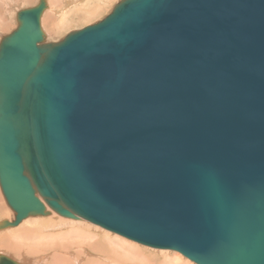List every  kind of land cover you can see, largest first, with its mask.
Returning <instances> with one entry per match:
<instances>
[{
    "label": "water",
    "instance_id": "obj_1",
    "mask_svg": "<svg viewBox=\"0 0 264 264\" xmlns=\"http://www.w3.org/2000/svg\"><path fill=\"white\" fill-rule=\"evenodd\" d=\"M45 7L0 39V228L47 205L196 264H264V0H120L57 42Z\"/></svg>",
    "mask_w": 264,
    "mask_h": 264
},
{
    "label": "rangeland",
    "instance_id": "obj_2",
    "mask_svg": "<svg viewBox=\"0 0 264 264\" xmlns=\"http://www.w3.org/2000/svg\"><path fill=\"white\" fill-rule=\"evenodd\" d=\"M118 1L120 0H46L49 6L46 7L41 19V26H43L45 37L52 41H59L68 32L101 20L110 13L113 6ZM37 2L38 0H0V39L16 27V12L19 9L34 6ZM86 2L89 3L86 4ZM85 4L87 6L82 8H88V11H81L78 6ZM63 7L65 10H63ZM50 32L52 33L49 34ZM49 211L50 210H48L47 214L39 215L40 217H32V219H35V223H38L35 228L41 231L34 233L37 236V238L34 237L35 239L33 237L31 238L33 231H30L27 236L31 239L24 240L23 247L25 248V246L27 247L29 244L37 248L41 246L40 244L45 246L51 245L49 249L54 253V250H58L56 247L64 245L67 250H63L62 255L66 257L65 263L63 262L62 264H83L87 258H89L87 259L88 261L90 259L96 260L95 264H165V261L168 264V262L174 261V259L176 261L179 257L183 260H187L190 264L194 263L193 261L190 262L191 260L188 258L186 259V257L177 251L156 249L133 241L141 246V251L135 252L128 247V243L130 241L132 242V240L122 235L113 233L96 224L91 225V222L84 219H76L75 221L63 218L59 219L60 217L56 218L57 214L51 215ZM9 212L11 213L12 211ZM1 215L2 214H0V216ZM1 217L3 218V216ZM5 218H7V216H5ZM41 221H45V223L42 224ZM99 230L102 231L100 232ZM82 246L87 248L88 251L83 252ZM40 249L42 250V248ZM0 252L19 261H26L29 264H37L33 259H42V257H44L43 263L38 262V264H45L48 260L46 257L51 256L49 250V253L42 251L29 254L26 253L25 250L12 251L2 246L0 247ZM78 255L80 259H85L78 262ZM48 262L55 264L50 260Z\"/></svg>",
    "mask_w": 264,
    "mask_h": 264
},
{
    "label": "bare ground",
    "instance_id": "obj_3",
    "mask_svg": "<svg viewBox=\"0 0 264 264\" xmlns=\"http://www.w3.org/2000/svg\"><path fill=\"white\" fill-rule=\"evenodd\" d=\"M49 2V1H48ZM48 2H46L45 0V3H46V7L49 6L47 5ZM61 2V1H60ZM72 2V1H71ZM74 3V1H73ZM89 2H86V4H88ZM59 4V3H58ZM82 5V6H78L79 9H81V11H88L87 9L88 8H82V7H86L87 5ZM57 5V4H56ZM55 5V6H56ZM54 6V5H52ZM74 6V5H73ZM45 7V9H46ZM58 7V6H57ZM53 8V7H52ZM70 8V7H68ZM45 9L43 10L42 14H41V17H40V26H41V19H42V15L45 11ZM56 9V8H55ZM63 10L64 7H63ZM66 10H67V7H66ZM51 11V10H50ZM56 11V10H54ZM68 11V10H67ZM52 13V12H51ZM41 29L43 31V26H41ZM46 32V31H45ZM44 33V31H43ZM48 33V32H47ZM52 32H50L49 34H51ZM52 39V38H51ZM45 42H57V41H52L48 38L45 37ZM46 209L47 210H50L49 213L52 215V214H57L55 211L51 210L47 205H46ZM9 211H12L11 213ZM0 214H2L1 216H3V218L1 217L0 219V222L3 221V220H7V221H12L14 219V211L10 208V206L7 204L5 198H4V195L1 191V188H0ZM5 216H7V218H5ZM32 217H35V216H29V217H26L24 218L23 220H21L17 225L15 226H8L6 228H0V247H5L7 248L8 250H12V251H17V250H25L26 253H29V254H35V253H39V252H47V253H51V256H47L46 259L47 260V263L45 262V264H53L52 262H48L49 260L50 261H53L55 264H62L64 261H65V255L63 256L62 253H63V250L66 249V247L63 245H60L59 247H56L58 250H54L55 252L53 253L49 248L51 247V245H42L40 244L41 246L40 247H35L34 245H28L27 247L25 246V248L23 247V242L24 240H28V239H31L32 237H36V234H34L35 232L37 231H41L39 229H36L35 227L38 225V223H35V219H32ZM38 217H40L38 215ZM57 217H60L59 219L63 218V219H66V220H71V221H75L76 219H71V218H67V217H63L59 214H57L56 218ZM45 220V219H44ZM41 223H45V221H41ZM82 223V222H81ZM91 225H94L92 223H90ZM41 225V224H40ZM45 226V225H44ZM30 231H33V233L31 234V238H28V233ZM100 231V230H99ZM102 231V230H101ZM100 231V232H101ZM114 233V232H113ZM117 234V233H116ZM22 235V236H21ZM25 235V236H23ZM21 236V237H19ZM84 238V237H83ZM35 239V238H34ZM19 241V242H17ZM127 241V240H126ZM128 243V242H127ZM128 247L132 250H134L135 252L137 251H141V246H139V244H136L135 242H129L128 243ZM91 247H93L92 245H90ZM42 248V250L40 249ZM83 248V252H86L88 251L87 248H85L84 246H82ZM81 248V250H82ZM92 249V248H91ZM49 250V252H48ZM67 250V249H66ZM95 251V250H94ZM107 251V250H106ZM174 251V250H173ZM97 252V251H96ZM108 252V251H107ZM115 252V251H114ZM178 252V251H177ZM91 253V252H90ZM0 254H3L7 257H10L8 255H6L5 253H1ZM105 254V253H104ZM132 254V253H131ZM28 255V254H27ZM61 256V257H60ZM74 256V255H73ZM79 256V255H78ZM83 257V256H82ZM179 257V256H177ZM11 259H13L14 261L18 262V263H22V264H29L27 263L26 261H19L13 257H10ZM63 258V260H62ZM74 258V257H72ZM119 258V257H118ZM176 258V257H175ZM180 258V257H179ZM174 259V261H171V262H168V264H190L187 260H183L182 258L180 259ZM41 259V258H40ZM33 259L34 261H36V263L38 264L39 263H43L44 261V257H42V259ZM82 259H85V258H82ZM82 259H80V256H79V259H78V262L81 261ZM89 259V258H87ZM85 260L83 262V264H95L96 260L94 261L93 259H90L89 261L88 260ZM182 259V260H181ZM187 259V258H186ZM120 260V259H119ZM156 260V259H155ZM168 260V259H166ZM190 260V259H189ZM28 261V260H27ZM110 261V260H109ZM153 261V260H152ZM165 261V260H164ZM157 263H159L158 261H156ZM163 262V261H162ZM192 262V261H190ZM65 263V262H64ZM97 264V263H96ZM165 264L166 261H165ZM194 264V263H193Z\"/></svg>",
    "mask_w": 264,
    "mask_h": 264
}]
</instances>
